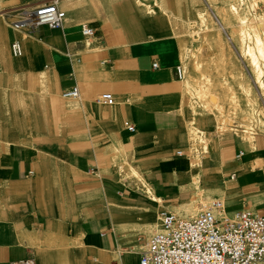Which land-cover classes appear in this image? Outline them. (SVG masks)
Wrapping results in <instances>:
<instances>
[{"label": "crops", "instance_id": "1", "mask_svg": "<svg viewBox=\"0 0 264 264\" xmlns=\"http://www.w3.org/2000/svg\"><path fill=\"white\" fill-rule=\"evenodd\" d=\"M52 2L66 13L62 29L15 27L21 8ZM193 8L191 0H0V264H139L163 212L192 218L200 191L194 172L175 164L196 160L204 201L264 216V133L250 147L235 123L205 155L188 141L193 103L176 69ZM84 24L95 32L89 42ZM73 88L80 98L65 100ZM104 93L112 106L95 102ZM123 164L140 166L145 183L125 178Z\"/></svg>", "mask_w": 264, "mask_h": 264}, {"label": "built area", "instance_id": "2", "mask_svg": "<svg viewBox=\"0 0 264 264\" xmlns=\"http://www.w3.org/2000/svg\"><path fill=\"white\" fill-rule=\"evenodd\" d=\"M18 15L19 22L15 27L28 31L42 27L62 29L66 21V13L53 2L36 7L25 6ZM81 32L86 42L95 35L87 24L82 25ZM11 51L15 57L23 54L20 43H14ZM157 67V64L153 65V68ZM176 73L178 80L183 81L186 67L180 64ZM62 97L69 101L78 100L80 92L78 88H73L64 91ZM95 102L113 105L109 93L98 96ZM128 129L131 132L136 130L134 126ZM242 156L243 153L239 152L237 158ZM13 264L35 262L26 259ZM139 264H264V216L248 210L229 214L220 200L201 205L192 218L163 212L159 230L146 242Z\"/></svg>", "mask_w": 264, "mask_h": 264}, {"label": "rangeland", "instance_id": "3", "mask_svg": "<svg viewBox=\"0 0 264 264\" xmlns=\"http://www.w3.org/2000/svg\"><path fill=\"white\" fill-rule=\"evenodd\" d=\"M213 1V2H212ZM216 0H191V5L195 9H198L200 11H207L209 15V21L211 23V32L209 34V42L210 44L214 46L217 51L222 52L224 55L223 59L221 60L220 65H216V68L214 67V70L212 72V81L214 82V91L220 98L219 101V107H214V111H210L206 103L200 102V100L193 96L192 94L187 95V100L193 107L191 111H195L193 115L196 113L203 114L206 119L203 121H197L192 126V120L193 117L191 116V120L187 122L189 126L192 128L194 127V137L195 141L189 142L191 145L197 144L199 152H205L204 149V143L201 142V138L203 137L204 140L208 142H212L215 140L216 137L220 136V134H233L231 133V130L235 129V123H237V127L239 132L237 133L239 138H246L244 141L250 143V147L257 148V143H251V141L248 138L249 133L257 134L258 132L264 133V101L262 97H259V91L258 88L255 87L253 84V73L251 69L248 67V64L240 57V48L237 44L236 40H228V38H232L231 34V28L228 26L232 23H235L234 20L229 16L227 9L229 5L231 4L230 0H217L218 2H215ZM215 3V4H214ZM245 12L248 11L247 8H244ZM263 7L261 6V10L259 11V14L263 13ZM190 17L192 18V23L189 26V33H187L186 40L188 42V58L185 57L181 60V64L186 67V76L184 78V86L185 83L189 80L190 76L195 75L193 71L192 66V55L191 53H196V50L203 46L204 42L202 38L204 37V30L205 28L202 26V23L199 21V19L196 17L194 13V9L190 10ZM220 40L224 41V46L220 47ZM213 42V43H212ZM209 51V52H208ZM203 53L198 55L197 61L200 64V66L205 69L211 62V58L209 57L208 53H210V47L206 46L205 50L202 51ZM190 56V57H189ZM220 63V61H219ZM218 70L221 71V75L218 74ZM220 75V76H219ZM240 76V80H242V77L246 79L247 83H250L252 86V89L254 91V95H256L257 102H254L253 97H248L246 92L241 87L240 83L242 81L239 80L237 82L236 79H233V77ZM213 85V84H212ZM232 94V97H229V95ZM238 100V103H237ZM259 100V101H258ZM198 104H195V103ZM202 105V106H201ZM224 108H223V106ZM205 106V107H204ZM221 106V107H220ZM197 107V108H196ZM199 107V108H198ZM233 107L236 109H239L238 111L243 117L239 116V120H233L229 118V110L228 108ZM203 108V109H202ZM207 110V111H206ZM252 112L255 119L253 120H247L245 116L248 115L249 112ZM250 112V113H251ZM211 113V114H210ZM209 116V117H208ZM225 116L226 124L219 129V126L214 123V118ZM216 128V129H215ZM218 128V129H217ZM254 129V130H252ZM243 131H247L248 134H244ZM256 131V132H255ZM204 132V133H203ZM207 134H206V133ZM215 134V135H214ZM198 138H197V137ZM256 138V136H254ZM202 138V139H203ZM208 139V140H207ZM257 141V138H256ZM196 142V143H195ZM201 143V144H200ZM211 146V144H210ZM195 152V151H194ZM200 157V156H199ZM193 164H199L198 160L195 161ZM118 166L120 164H117ZM126 165V166H125ZM123 165L122 168L123 172L126 174H130V168L127 166V164ZM224 177V175H223ZM131 182H134L135 179L131 178ZM195 197V195H193ZM198 200V199H197ZM213 201H204L205 204H209ZM180 203L178 201H171L170 205L172 206H178ZM201 206V204H200Z\"/></svg>", "mask_w": 264, "mask_h": 264}, {"label": "bare ground", "instance_id": "4", "mask_svg": "<svg viewBox=\"0 0 264 264\" xmlns=\"http://www.w3.org/2000/svg\"><path fill=\"white\" fill-rule=\"evenodd\" d=\"M218 1L216 0L215 2H218ZM230 2H231V4L229 5L227 12H228L229 16L234 20L235 23H232L228 26L229 28H231V34H232V38H233V39L228 38V40H231V41L236 40L237 41V44L240 48V57L248 64V67L251 69V71L253 73V84L255 85L256 88H258V91H259L258 96L262 97L263 101H264V10H263L262 14H259V11L261 10V6L264 9V0H230ZM244 8H247L248 11L245 12ZM193 9H194V13H195L196 17L199 19V21L202 23V26L205 28V30L203 31L204 37L202 38L204 44L202 47H200L196 50V53H191L192 59H193L192 66H193V71H194L195 75L190 76L189 80L185 83V92H186L185 96L192 94L193 96L197 97L200 100V102L206 103L207 105H205V106H207V108L213 112L215 110L214 107L215 108L219 107L220 98L218 97V95L214 91V82L212 81V72L214 70V67L216 68V65L221 64V60L223 59L224 54L220 51H217V49L214 46H212V44H210L211 41L210 42L208 41L209 37H210L209 34L211 32V23L208 19L209 18L208 12L207 11H200V10L195 9V8H193ZM178 45H180L181 60L184 57L188 58L187 52L189 51V49H188L187 40L181 38L179 40ZM206 46L210 47V53H208V55L211 58L212 62L205 69H203L200 66V64L198 63L197 57H198V55L203 53L202 51L205 50ZM223 46H224V41L220 40V47H223ZM219 61H220V63H219ZM218 74L221 75L222 74L221 71L218 70ZM239 78H241V77L240 76H238V77L234 76L233 77V79H236L237 82H239V80H240ZM240 81H242L240 83V85L243 88V90L246 92L248 97H253L254 102L256 103L258 97L256 95H254V91H253L250 83H247V81H246V79H244V77H242V80H240ZM229 97H232V99H233L232 94H230ZM237 103H238V100H237ZM223 108H224V106H223ZM194 112L190 111V116H195V115H193ZM213 121L217 125V127L219 126V129H221V127L224 126L227 122L225 119V116H222V117L221 116L220 117L215 116ZM195 122H196V119L193 118V120L191 122L192 126ZM185 125L187 127L186 129L188 130V135H187L188 141L189 142L195 141L194 127L192 128L191 126H189V124H187V122H185ZM252 130H254V129H252ZM244 133H246V131ZM254 135H255L254 133H250L248 135V138L252 144L255 141ZM199 138L201 139V142L204 143L203 147H204L205 152H206V150L208 149V146H209V142L204 140L203 137H202L203 138L202 139L201 136H199ZM245 139L246 138H243V140H245ZM197 146H198L197 144L191 145L192 152L195 151V153L197 152V155H199ZM253 146H255V145H253ZM123 165H125V164H123ZM127 166H129L128 168H130V174L125 173V178L133 177V178H136L139 182L145 183V178L143 177L142 170H141L140 166H137L134 164H127ZM175 166L179 167V168H187L188 171L194 172L193 184H194L195 188L200 191V200L198 202H193L194 205L192 207L193 211L191 212V216L194 217V216H196V214L198 213V211L201 208L200 204L204 205V200L201 198L203 189L201 187V180H200V173L202 171V168L204 167V164H175ZM254 169H255V167H254ZM122 170L123 169L121 168V172H123ZM206 184L207 185H205V186H212V185H208V183H206ZM218 187H220L222 189V191H224V188H222V184H218ZM260 187H263V186H260ZM260 187H258V188H260ZM185 189H186V187L183 186L182 190L184 193H185ZM147 191H148L152 201H154L158 204H162V200L154 195L153 191H151L149 186H147ZM184 193H181V197L186 196V195H184ZM222 202H223L224 206L227 205V201H225L224 199L222 200ZM168 213L174 214V213H170V212H168ZM160 225H161V215L159 218V223L157 225L156 231L159 230Z\"/></svg>", "mask_w": 264, "mask_h": 264}]
</instances>
